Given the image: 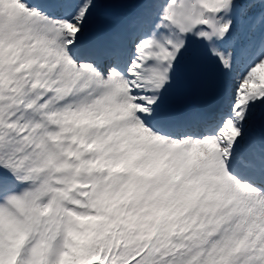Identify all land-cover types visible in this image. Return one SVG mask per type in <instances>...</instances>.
<instances>
[{
    "label": "snow or ice",
    "instance_id": "snow-or-ice-1",
    "mask_svg": "<svg viewBox=\"0 0 264 264\" xmlns=\"http://www.w3.org/2000/svg\"><path fill=\"white\" fill-rule=\"evenodd\" d=\"M0 264H264V0H0Z\"/></svg>",
    "mask_w": 264,
    "mask_h": 264
}]
</instances>
